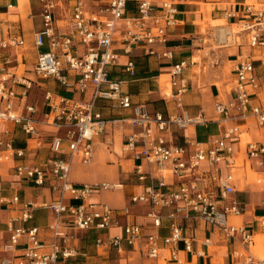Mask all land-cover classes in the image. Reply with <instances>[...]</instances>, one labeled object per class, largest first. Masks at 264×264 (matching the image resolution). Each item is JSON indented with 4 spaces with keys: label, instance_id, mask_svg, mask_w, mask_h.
<instances>
[{
    "label": "built area",
    "instance_id": "2783aa9c",
    "mask_svg": "<svg viewBox=\"0 0 264 264\" xmlns=\"http://www.w3.org/2000/svg\"><path fill=\"white\" fill-rule=\"evenodd\" d=\"M187 1L40 0L43 27L34 33L33 42L39 49L46 47V51L40 52L34 63V75L38 79L10 66L9 50L24 45V38L10 34L0 39V123L13 122L33 140L31 148L46 146L55 154L49 161L28 163L23 161L25 149L16 148L11 139L0 138V162L19 159L15 168L19 177L38 186L49 184L58 193L50 202L31 199L21 202L19 195L5 200L21 204V216L9 221L11 237L3 249L13 250L22 238H27L28 243L19 257H4L0 264H66V259L78 255L77 248L61 246L56 240L52 249L47 250L37 225H14L17 219L32 220L38 208L52 210L54 218L49 229L55 237L65 225L81 231L96 230L97 245L114 249L120 255L132 248L142 258L152 261L163 257L181 262L179 245L183 244L187 251L193 250V239L185 234L182 219H200L239 246L233 249L237 259L231 264H264V216L256 219L254 227L232 220L244 211L234 197L235 170L246 167L238 164L239 157L245 158L251 170L254 167L264 174V139L249 140L243 145L242 129L231 123L253 119L264 130V83L259 80L254 60L244 57L236 63L233 98L214 103L217 122L226 128L205 143L189 138L184 144L174 141L177 130L209 122L204 110L191 115L183 108L182 96L189 87L184 70L196 62L194 59L182 60L170 69V82L176 90L177 111L173 113L152 111L147 103H134L125 90L127 78L114 75L113 68L120 65V50L129 55L122 65L128 78L137 74L136 62L131 57L134 49L158 58H173L172 49L159 51L153 45L168 41L169 29L179 21L177 4ZM243 14L239 23L247 32L248 45L264 47V7L245 3ZM63 17L69 31L59 23ZM47 79L82 97L69 98L45 88L40 108L37 102L26 103L28 91ZM88 93L90 97L85 99ZM99 100L109 102L112 109L131 110L125 119L131 130L124 136L122 149L135 162L134 174L141 189L132 192L129 204L121 208L94 199L104 191L121 188V183L71 179L73 162L79 159L90 164L94 160L97 138L107 132L112 121L103 114ZM23 103L19 111L17 107ZM47 126L56 131L47 134ZM111 142L108 140V144ZM165 172L173 178L171 184ZM256 182L264 184V175ZM138 203L150 206L152 232L133 219L131 205ZM164 209L169 210L167 236L159 233ZM114 228L121 230L113 233ZM210 243L209 238L203 241L205 245ZM199 254L203 256L204 251L200 250Z\"/></svg>",
    "mask_w": 264,
    "mask_h": 264
},
{
    "label": "crops",
    "instance_id": "0c3cea01",
    "mask_svg": "<svg viewBox=\"0 0 264 264\" xmlns=\"http://www.w3.org/2000/svg\"><path fill=\"white\" fill-rule=\"evenodd\" d=\"M264 4V0H258ZM245 3H253L251 0H188L184 4H177L178 8V23L175 27L169 29L168 41L165 44L156 43L153 46L159 50L164 51L165 49L173 50V58H158L155 55L145 54L142 50L134 49L131 57L135 60L137 65V74L134 78H128L122 71V65L127 61L129 55L121 52L120 65L113 68L115 76H121L127 78V84L125 90L131 95L134 103H147L152 111H162L173 113L177 111L175 92L176 90L171 89L173 98L167 99L169 91L166 93L163 91L161 80L170 73L171 67L182 61L188 62L197 54L205 52L206 48L202 47L201 40L207 39L202 38V31L200 26L197 25L198 21L201 24L207 20L205 18L211 17L212 21L226 20L228 24H236L242 21L243 9ZM210 4L213 7L204 8L201 5ZM255 4V3H254ZM42 4L40 0H0V39L7 38L10 34L21 36L25 40V44L17 48L9 50L11 54L12 63L10 64L13 70H17L20 73L25 74L28 77L38 79L34 75V63L36 62L37 56L40 52L46 51V47L41 49L34 46L33 37L34 33L43 27L41 17ZM17 8V9H13ZM19 8V9H18ZM233 14V16L231 15ZM12 17H15L12 19ZM205 19V20H204ZM201 21V22H200ZM59 23L64 26L65 31H69L66 26V19L61 18ZM200 30V32H199ZM215 35V34H214ZM248 50H244V46L230 47L227 48L230 43L219 44L223 50H220L222 56H228L229 50L236 49L232 54L231 58H227L231 62H238L244 57H248L254 60L256 66V72L259 76L261 83H264V47L252 48L248 45ZM29 46V49L26 47ZM212 55L217 54V50L211 47ZM23 56L20 60L19 57ZM199 60V57H195V61ZM226 65V60H221V64ZM234 64V68L235 65ZM196 62L189 65L184 70V77L188 82V90L182 96L183 108L187 110L191 115H197L202 110L205 112V116L209 120L208 123L203 125H193L186 130H177L175 132V143L184 144L185 139L197 140L205 143L210 138L221 134L226 126L217 122V115L214 109V103L217 100L229 101L233 98V91L228 92L227 90H221L220 83L223 84V88L226 89L229 80L224 70L217 76L215 72L210 76L201 77L197 76L193 72V68L196 66ZM23 66V68H22ZM222 67L219 66L218 68ZM224 67V66H223ZM217 71L219 72L220 70ZM234 68L231 70V77L234 80ZM202 79V80H201ZM47 81H38L41 86L35 84L29 91L25 102H37L40 108L43 105L42 95L45 88L50 89L56 93L62 94L69 98L79 99L82 96L78 93L70 91L62 87L58 82L54 81L53 88H50ZM203 81L205 85L200 84ZM207 87V88H203ZM23 89L17 87V90ZM204 90V91H203ZM90 94L85 96L88 99ZM170 97V96H169ZM25 103L20 107H17L19 111H22ZM109 102L99 100V107L103 111V114L109 120L108 130L97 138L95 145V156L94 160L90 164H84L79 159H76L72 164L71 179L75 182H88V183H101L110 182L114 184L121 183V188L111 189L104 191L100 196H95L94 199L102 200L109 203L111 206L121 208L129 204V196L132 192L139 191L141 189L138 184L137 178L134 174L135 162L128 156V160L131 161L133 166L130 174L133 175V179L126 174L123 179L119 176L115 177L114 181L103 180L107 179V174L99 172L97 165L90 167L97 157L103 158L106 152V148H102L100 145L108 143V137L114 136L117 130L121 131L122 145L125 134L130 132L131 127L125 120L131 115V110L122 108H110ZM114 120V121H113ZM232 124L240 126L247 125L249 134L251 129L258 132L261 131L253 119H242L233 120ZM228 126V124H227ZM42 127V126H41ZM109 127H111V134H109ZM47 134L54 133L56 128L47 126ZM242 129V128H241ZM243 131V130H242ZM264 133V132H263ZM243 135V134H242ZM246 139L262 140L261 136H247ZM0 138L11 139L16 148H22L26 150V155L23 158L28 163H43L51 160L55 154L50 151L46 146L33 149L31 148L32 139L16 124L13 122L0 123ZM243 139V137H242ZM111 140V139H110ZM115 141V139H114ZM245 141L243 140V145ZM121 155L117 150H115ZM97 155V156H96ZM20 163L19 159H12L7 162H0V263L4 257H19L26 246L27 238H22L16 247L11 251H5L3 245L10 241L11 233L8 230L9 221L13 218L21 216V204H14L11 202H5V200L11 199L15 195L20 196L21 202L27 200H35L39 202L52 201L56 196L57 192L53 191L49 184L47 186H38L34 182L19 177L16 174V165ZM98 164V163H97ZM240 168L235 170L236 172V192L234 197L241 203L244 208L243 213L232 218L237 223L245 224L249 227H254L256 219L260 216H264V187H260L264 184H250L241 180ZM245 170V168H243ZM251 170V169H250ZM246 171V170H245ZM252 171L257 174H262L257 168H252ZM222 173L226 174L225 167ZM168 184L173 182V178L168 172H165ZM113 177V176H112ZM93 180V181H88ZM131 180V181H130ZM260 185V186H259ZM131 188V193L128 194L127 189ZM110 193H115V196L111 197ZM70 201L69 198L66 200ZM150 206L148 204H133L131 205V211L133 219L145 226L147 232L154 230L153 220L149 215ZM168 209L163 210L164 219L162 227L160 228V235L167 236L170 233L168 228L169 219L167 217ZM54 214L49 208H38L34 213V218L29 222H23L20 219L14 221L16 227L37 225L40 228V239L46 244L47 250L52 249L54 241L58 242L61 246L75 247L77 248L78 255L66 259V264H231L237 258L233 255V249L239 246L231 243L224 234L210 226L206 222L200 219H182L185 226V234L192 237L193 239V250L187 251L183 244L179 245V256L181 262H177L169 259H161L152 261L144 259L140 256L137 251L132 248H127L125 254H118L116 250H107L104 246L97 245L96 238L98 232L96 230L81 231L73 228L72 226L65 225L58 230V236L55 237L54 232L49 229V224L52 222ZM124 223V219L122 220ZM120 228H114L113 233L120 231ZM65 238V239H64ZM205 238H209L211 243L209 245L203 244ZM204 251V255L201 256L199 251ZM163 256L165 250L162 251Z\"/></svg>",
    "mask_w": 264,
    "mask_h": 264
},
{
    "label": "rangeland",
    "instance_id": "374dc122",
    "mask_svg": "<svg viewBox=\"0 0 264 264\" xmlns=\"http://www.w3.org/2000/svg\"><path fill=\"white\" fill-rule=\"evenodd\" d=\"M251 2L255 3L256 5L259 6H263L264 4H262L261 2H259L258 0H251ZM204 8L207 7H213L212 5L208 4H203L201 5ZM13 9H17V8H13ZM19 9V8H18ZM15 17H12V19H14ZM207 19V20H205ZM201 24L197 23L198 26H200V29L202 31L201 37L202 38H207L204 40H201L202 43V47H205L206 50L204 53L202 54H197L195 57H199V60H196V66L193 68V72L195 75H197L198 77L204 75V76H210V74H213L215 72V74H217V76L219 75V73L222 72V70H224L227 74H222L223 76H228L229 77V82L227 84L226 89L223 88V84L220 83L219 86L221 87L222 93L223 91L227 90L228 92H231L234 86V80H232L231 77V70L234 68V64L236 62H231L229 61L227 58H231L232 54L235 52L236 49L233 50H229V55L227 56H222L220 50H223L225 48H223L222 46H220L219 44L225 43V42H220L219 41V37L217 34V31L219 28L221 27H225L227 29L232 30V33L229 35V40L228 42L230 43L228 46H226L227 48L230 47H237V46H244V50H248V46H247V37H246V32L245 31H240L238 34H236L237 30L235 25L232 24H228L227 20H220V21H212L210 20L211 17H207L205 18ZM201 22V21H200ZM241 23H236V25L238 26ZM217 28V29H216ZM242 28V27H241ZM200 32V30H199ZM215 34V35H214ZM227 43V42H226ZM214 47L217 51V54L215 56L212 55V49L210 48ZM27 49H29V46L26 47ZM23 56L20 55L19 59L21 60ZM194 57V60H195ZM225 59L226 60V65L221 64V60ZM220 68H218L219 66H221ZM224 66V67H223ZM23 68V66H22ZM220 70L219 72L217 71ZM202 80V79H201ZM200 80V81H201ZM204 83L203 81L200 82V84ZM48 84L50 86V88H53L54 86V80L53 79H49L48 80ZM161 84L162 87L164 88L163 91L165 94L166 90L169 91V95H167V99H171L173 98L172 94H171V89H172V85L170 82V74L167 73V76H165L162 80H161ZM205 85V84H202ZM203 88H207V87H203ZM204 91V90H203ZM170 96V97H169ZM224 96V93L223 95ZM242 130H243V140L249 141L252 139H246L248 138L247 136H253V135H258L261 136V138H264V130H261L263 132H258L257 130L254 131L253 129H251V132L249 134H247L248 132H246V130H248V126L247 125H243L241 126ZM121 131L122 130H117L116 134L114 136V139L112 138V136L108 137V140H112L111 143H107V144H102L100 146H102V148H106V152L103 158L99 159L97 162V157H95V161L93 162V164L90 167H86V168H91L94 166H98L97 169H99V172H103L105 174H107V179H103L108 180V181H114L116 174L117 176H119L121 179H123L125 177L126 174H129L131 180L133 179V175L130 174V172L133 169V166L131 164V161L128 160V155L123 151V145H122V137H121ZM111 132V127H109V134ZM115 150H117L121 155H119ZM97 156V155H96ZM98 163V164H97ZM238 164L240 165H245V170H243V167H240L239 173H240V177L241 180L244 182V184L246 183H250V184H257L256 180L258 177L262 176L261 174H257L255 172H253L252 170H250L249 168V163L245 160V158L241 155L239 157V161ZM113 176V177H112ZM130 180V181H131ZM88 181H93V180H88ZM260 186V185H259ZM261 188L264 187V185L260 186ZM128 194L131 193V188L127 189ZM111 197L115 196V193H110ZM113 198V197H112ZM257 252L259 253V248H257Z\"/></svg>",
    "mask_w": 264,
    "mask_h": 264
},
{
    "label": "bare ground",
    "instance_id": "6f19581e",
    "mask_svg": "<svg viewBox=\"0 0 264 264\" xmlns=\"http://www.w3.org/2000/svg\"><path fill=\"white\" fill-rule=\"evenodd\" d=\"M248 4H254V3H248ZM227 20V19H226ZM233 25H235L236 27V34H238L241 30L243 31V25L242 24H239L238 26L234 23ZM242 27V28H241ZM217 29V28H216ZM217 31V34H218V37H219V41L220 42H228L229 40V35L232 33V30L230 29H227L225 27H221L219 28Z\"/></svg>",
    "mask_w": 264,
    "mask_h": 264
},
{
    "label": "trees",
    "instance_id": "16d2710c",
    "mask_svg": "<svg viewBox=\"0 0 264 264\" xmlns=\"http://www.w3.org/2000/svg\"><path fill=\"white\" fill-rule=\"evenodd\" d=\"M131 12H133V11H131Z\"/></svg>",
    "mask_w": 264,
    "mask_h": 264
}]
</instances>
